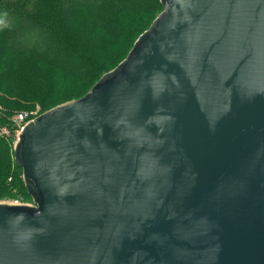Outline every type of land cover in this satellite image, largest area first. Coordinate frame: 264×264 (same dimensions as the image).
<instances>
[{
  "label": "water",
  "instance_id": "95a60500",
  "mask_svg": "<svg viewBox=\"0 0 264 264\" xmlns=\"http://www.w3.org/2000/svg\"><path fill=\"white\" fill-rule=\"evenodd\" d=\"M125 58L14 147L0 264H264V0H160Z\"/></svg>",
  "mask_w": 264,
  "mask_h": 264
},
{
  "label": "trees",
  "instance_id": "16d2710c",
  "mask_svg": "<svg viewBox=\"0 0 264 264\" xmlns=\"http://www.w3.org/2000/svg\"><path fill=\"white\" fill-rule=\"evenodd\" d=\"M34 2L42 11L24 13L0 1V52L16 58L34 56L36 75L47 88L60 77L93 86L111 70L110 57L114 56L115 67L163 9L160 0H28L27 6ZM12 74L6 67L0 69V78H12L7 95L31 100L35 88L28 80L22 84L18 73ZM9 151L7 141L0 137L1 191L8 188L4 181L15 164ZM14 185L20 187V181Z\"/></svg>",
  "mask_w": 264,
  "mask_h": 264
},
{
  "label": "rangeland",
  "instance_id": "374dc122",
  "mask_svg": "<svg viewBox=\"0 0 264 264\" xmlns=\"http://www.w3.org/2000/svg\"><path fill=\"white\" fill-rule=\"evenodd\" d=\"M0 1L6 7L10 8L13 5L17 8H20L24 13L32 12V11H34L35 13V12H38V10L42 11L39 4L37 3L35 4V2L33 3V5L27 6L28 0H0ZM39 2H41V0H39ZM129 51L127 52V54L129 53ZM116 52L117 51L114 50L112 54L115 55ZM120 56H125V53ZM112 57L114 56L110 57L111 62L108 65V67L111 68V70L120 63L119 62L115 67H113L115 60H113ZM35 64H36V60L34 59V56H32L31 58L27 56L25 57V55H23V57L18 56L16 58L13 56L11 57L10 55L6 53L0 52V69H3V67H6L8 70L11 71V73L13 74L18 73L16 74V76L22 84H24L23 83L24 80H28V82H30V86H33L35 88V91L33 93L31 100H30V97L27 98V100H19V99H16L15 97H11L10 95H7L6 93V90L12 84V80H11L12 78L11 77L0 78V100H2L0 102V108H1L0 122L1 123L7 125L6 122L8 121V119H10L11 117L19 113L29 112V113H37L38 115L39 114L42 115V113L54 108L55 106L69 102V100L70 101L75 100V99H78L84 96L87 92L90 91V89L95 84L94 83L92 86L91 84H84L83 80L73 81L71 77L69 78L60 77L59 79L56 78L55 82L51 83L48 88L43 84L46 87V90H45L44 86L42 85L43 82H41L42 80L41 76L36 75V68H35L36 66H34ZM75 66H77V64ZM16 79L14 78L15 82H16ZM15 101H20V102H15ZM23 109H26V110H23ZM0 137H2V139L7 141V145L10 148V151H9L10 155L12 158H14L15 143L11 140L6 139V137L4 136H0ZM13 164H14V161H13ZM13 167L10 173L11 176H8V178L5 179L4 181V185L8 186V188H6V190L4 191L0 190V203L4 202L5 204H9L15 200H19L20 202H24V204H27V203H29L30 205L31 203L33 204L34 202L32 198L28 195L25 189L22 170L18 169V167L15 164L13 165ZM17 181H20V187H15L14 183L15 182L17 183ZM6 191L8 192L5 193Z\"/></svg>",
  "mask_w": 264,
  "mask_h": 264
},
{
  "label": "built area",
  "instance_id": "2783aa9c",
  "mask_svg": "<svg viewBox=\"0 0 264 264\" xmlns=\"http://www.w3.org/2000/svg\"><path fill=\"white\" fill-rule=\"evenodd\" d=\"M36 116H39V115L37 113L25 112V113L16 114L10 119H8V121L6 122L7 125L0 122V136H4L6 137V139L11 140L16 144L25 125L31 122ZM17 203L20 205L29 204V203L24 204V202H20L19 200H15L11 202V204H17ZM32 205H34V203Z\"/></svg>",
  "mask_w": 264,
  "mask_h": 264
}]
</instances>
